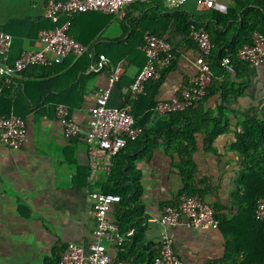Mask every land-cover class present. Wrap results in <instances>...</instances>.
I'll return each mask as SVG.
<instances>
[{
    "label": "crops",
    "instance_id": "crops-1",
    "mask_svg": "<svg viewBox=\"0 0 264 264\" xmlns=\"http://www.w3.org/2000/svg\"><path fill=\"white\" fill-rule=\"evenodd\" d=\"M214 2L210 10L198 9L195 0L176 10L162 0H146L116 16L82 13L72 22L71 36L90 45L91 56L31 66L10 82L0 75V116H20L27 131L19 150L0 145V264H57L69 242L88 252L95 228L92 193L106 191L121 196L108 212L121 240L107 244L112 259L151 264L164 234L184 264H254L263 257L264 228L252 227L251 215L264 196V142L256 146L255 141L264 127V60L253 67L239 59L232 71L213 64L212 84L200 102L181 113L155 111L158 101L180 96L198 73L200 51L186 21L220 30L214 12L227 13L237 4ZM248 2L249 8L262 9L264 0ZM45 6L46 0H0V30L13 36L10 65L25 50L43 49L39 34L50 24ZM245 10L222 29L225 34L233 31L236 37ZM147 34L166 37L174 58L132 99L130 87L146 62ZM101 54L106 67L91 72L90 59ZM117 66L124 70L109 106L128 108L145 134L109 158V174L99 171L95 177L85 138L90 109ZM60 104L70 108L82 129L72 140L56 117ZM247 129L254 134L242 140ZM213 131L218 135L209 140ZM241 141L254 144L247 155ZM183 195H200L214 209L219 227L193 228L185 217L175 227L162 225L166 208Z\"/></svg>",
    "mask_w": 264,
    "mask_h": 264
},
{
    "label": "built area",
    "instance_id": "built-area-1",
    "mask_svg": "<svg viewBox=\"0 0 264 264\" xmlns=\"http://www.w3.org/2000/svg\"><path fill=\"white\" fill-rule=\"evenodd\" d=\"M146 0H46L45 17L55 26L42 29L39 40L44 44L41 50H25L13 65L9 64V52L13 46V36L0 30V75L10 82L12 76L25 71L31 66H49L62 63L66 58H80L92 55L93 49L70 35L73 19L82 13L102 12L109 15H120L122 11L137 2ZM189 0H162L169 10L183 7ZM198 9L210 10L215 7L214 0H195ZM65 16V20L62 17ZM191 36L197 42L200 56L197 60V75L186 84L181 95L169 101H158L155 111L159 114L180 112L200 102L207 94L213 81L210 56L214 48L209 32L204 28H191ZM142 50L146 62L130 87L132 99H137L144 92L146 85L160 78V72L174 58L172 43L164 36L147 34L144 36ZM238 58L249 66L256 67L264 60V34L255 32L253 41L245 44L238 52ZM108 63L105 55L96 57L90 64L91 72L104 70ZM228 71L233 67L229 59L222 62ZM123 67L117 66L109 79L107 88L98 93L96 104L90 109L91 121L85 138L90 147L92 174L97 177L99 171L108 174L112 163L109 158H116L129 143L136 141L144 133V128L137 124L136 119L128 108L109 106L112 88L120 80ZM56 117L64 127L67 140H72L81 134L80 125L72 118L67 105L56 107ZM27 139L26 124L20 116L9 114L0 116V145L12 150H19ZM93 215L95 228L93 238L86 249L75 242H69L58 264H132L127 260L112 259L107 252L108 243L120 242L117 227L108 219L111 207L120 202L121 196L112 193H92ZM188 219L193 228H218L219 221L214 209L200 195H183L176 206H169L159 219L164 226L175 227L182 218ZM255 217L264 221V196L256 204ZM133 231L129 232L132 235ZM152 264H184L177 254L173 239L164 234L162 245ZM223 264H237L228 260ZM264 264V263H258Z\"/></svg>",
    "mask_w": 264,
    "mask_h": 264
},
{
    "label": "trees",
    "instance_id": "trees-1",
    "mask_svg": "<svg viewBox=\"0 0 264 264\" xmlns=\"http://www.w3.org/2000/svg\"><path fill=\"white\" fill-rule=\"evenodd\" d=\"M248 1L247 0H237L236 7L232 10H229L227 13L214 12L213 17L217 20V22H218L217 26H218V29H220V30H217L216 28L215 29L210 28V27L206 28V30L209 32L211 40L214 44V48H213L211 56H210L211 65L216 64L220 68H224L222 66V62L225 59H229V61L231 62L232 65H236V63L238 61H240L238 58L239 50L245 44L252 43L254 33L258 31V32H261L262 34H264V3L261 4L262 9H255V8H249L248 7V4L250 3ZM243 8H246V10L242 14V25H239L237 27L236 37L234 35H232L233 31L231 32V35L225 34L223 32L224 30H222V29L223 28L226 29V27L228 25L230 26L233 21L237 20L238 19V13ZM91 13H94V12H91ZM77 16H80V14ZM62 20H65V16L62 17ZM48 21L50 22V24L48 26H46V28H44V29L53 28L55 26L50 20H48ZM186 23H187V25H186L187 31L188 30L191 31V28L193 25L196 26L195 22L191 21L190 19L187 20ZM229 26L227 28H229ZM70 35H72L71 29H70ZM232 38H233V41H232ZM85 56H89V55H85ZM71 58L74 59L75 57L71 56ZM94 59H95V57H92L90 59L89 67H90V64L93 62ZM176 113H181V111L176 112ZM9 114L10 113L4 114V115H9ZM259 133L261 134V140L258 137L256 138V140H255L256 146H262L263 145L264 127H262V126L259 127ZM143 134H145V129H144ZM253 134H254L253 130L247 129L246 135H244V139H242V140H245V138L249 137V135L253 136ZM217 135H218V132L213 131V133H211L209 136V140H212ZM240 143H241V149L246 155H247V152L249 153L254 148V144H252L250 142L241 141ZM105 193H109V191H106ZM257 201H258V199H257ZM257 201H256V204H257ZM256 204H255L253 213L251 215L252 216L251 224H252V227L260 228V230H261L264 228V221H259L255 217ZM258 263H264V255H263V257L257 259L254 264H258ZM57 264H58V262H57Z\"/></svg>",
    "mask_w": 264,
    "mask_h": 264
}]
</instances>
